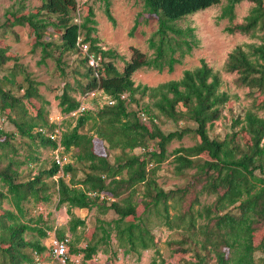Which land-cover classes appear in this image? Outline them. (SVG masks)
<instances>
[{
  "label": "trees",
  "instance_id": "16d2710c",
  "mask_svg": "<svg viewBox=\"0 0 264 264\" xmlns=\"http://www.w3.org/2000/svg\"><path fill=\"white\" fill-rule=\"evenodd\" d=\"M242 1L228 0L221 18L233 20L236 5ZM250 1L253 5L245 22L227 30L262 32L261 42L250 44L247 49L234 48L225 69L237 73L239 86L250 89L256 111L237 118L235 126L239 129L222 139L212 137L210 127L221 118L231 95L222 90L220 73L205 59H201L200 66L184 70L180 79L157 86L136 85L133 79V74L142 68L173 72L198 42L196 28L183 27L180 22L221 0H144L140 16L153 15L158 21L148 39L153 52L148 54L132 47L130 59L100 44L95 11L89 0L80 21L76 20V0H42L33 8L22 3L6 10L4 20L0 18L2 36L12 33L18 39L15 28L26 27L35 40L33 49L41 50V64L53 59L60 65L67 55H78L74 84L67 82L59 95L63 113L68 115L83 104L73 93L86 95L103 90L114 103H103L96 109L86 107L73 117L74 127L64 130L63 123L50 120L46 109L50 102L40 93L33 75L17 63L18 57L10 54L8 44L0 45V65L4 67L12 59L18 64L8 67V88L0 81V109L16 127L11 132L0 129V264H27L36 252L42 256L48 247L40 239L27 240L25 233L35 231L40 238H46L51 227L41 226L45 223L42 214L35 225L25 220V203L50 202L53 195L57 196V209L64 205L89 210L97 207L102 214L112 210L117 215L111 220L97 217L84 247L70 242L69 260L72 255L82 254L83 264H87L99 251L114 247V242L125 254L139 257L143 251L156 247L153 227L160 225L178 233L179 238L171 243L179 244L181 249L174 252L193 253L195 260H188L187 264H258L255 252L264 250V117L257 111L264 109V0ZM105 2L106 14L115 22L110 1ZM139 24L136 20L132 32ZM118 61L124 62L123 70L117 66ZM18 73L23 75L21 82L16 79ZM146 95L152 102L141 107V98ZM26 102L35 108L34 115L27 116ZM158 116L175 123L193 122L195 127L178 126L165 131L155 122ZM60 128V139H53L50 133ZM18 134L29 139L20 142L30 149L29 161L39 160L33 146L57 150L61 144L65 150L74 148L83 177L77 176V165L61 166L56 159L35 175L24 174L20 160L9 157L12 150L17 152L19 148L15 143ZM187 134H192L197 142L175 149L174 161L179 174L195 169L193 179L184 187L165 190L156 178L158 166L168 157L171 142ZM98 141L106 150L117 151L114 159L98 152ZM137 148L142 152L133 153ZM60 172L63 176L54 179ZM69 174L67 181L65 176ZM188 194L192 198L186 203ZM202 194L214 195L215 199L203 203ZM5 201L16 210L4 209ZM86 225L84 218L76 217L70 229ZM257 235L261 236L259 246L254 245ZM57 236L67 235L59 232ZM150 264L165 263L155 259Z\"/></svg>",
  "mask_w": 264,
  "mask_h": 264
},
{
  "label": "rangeland",
  "instance_id": "374dc122",
  "mask_svg": "<svg viewBox=\"0 0 264 264\" xmlns=\"http://www.w3.org/2000/svg\"><path fill=\"white\" fill-rule=\"evenodd\" d=\"M109 1L110 10L115 17V22L111 21L106 14L105 0H89L94 7L98 28L96 35L100 39V44L104 48L116 49L120 54L124 55L126 59L132 57V47H138L144 52L152 54L153 50L149 48L148 39L157 29L158 21L153 15L140 16V13L144 10V0ZM22 3L29 8H33L41 5L42 0H0V18L4 20V14L7 9L17 8ZM227 3L228 0H221L219 4L189 15L180 22L183 27L191 25L196 28L195 34L198 42L191 53L188 54L181 63L176 64L173 72L167 70L159 72L155 69L142 68L133 74L136 85L146 84L149 86H157L163 82L180 79L184 70L194 69L200 66L201 59H205L215 71L220 73L223 81L222 90L227 91L231 95V101L226 105L221 118L215 121L210 127V135L221 139L225 134L232 132L234 129H239V126H235L237 118H244L246 113L250 110L256 111L253 105L254 99L249 94L250 89L248 87L239 86L238 83H236L237 73L226 71L225 64L228 55L237 46H243L247 49V46L250 44H259L261 42L259 35H262V32H257V34L242 33L239 31L229 32L227 30L228 27H233L245 22V18L249 15L253 3L250 0H244L237 4L235 9L236 16L233 20L227 17L221 18ZM84 11V8H81L76 12L79 21ZM136 20H138L140 24L136 30L132 32ZM50 30H53V28ZM15 31L18 34V39L12 33L2 36L0 29V45L8 44L10 46V54H14L18 57L17 63L22 65L26 71L30 72L38 82L40 93L50 102L46 106L50 120L57 124L63 123L62 127L64 130L72 129L76 124V119L62 112L59 104V95L63 92L67 82L74 84L76 77L74 71L78 68V55H67L60 65L53 59H47L46 63L41 64V50L40 48L36 50L33 49L35 40L29 30L26 27L17 26ZM48 38L49 37H47V39ZM15 62L16 60L12 59L4 65V67L0 65V81L5 83L3 86L4 88L9 87L5 79L6 76H9L8 67L12 68L15 65L17 66L18 64H15ZM117 66L120 70H123L124 62L118 61ZM60 67L64 69V72L61 71ZM18 69L19 67H17V70ZM16 79L18 82H21L23 80L22 73H18ZM20 93H23V90L20 91ZM100 93L101 90H94L86 95L80 93L73 94L81 100L87 109H96L105 102V97H101ZM150 102H152V99L146 95L144 98H141L140 106L144 107ZM26 106L29 112L27 116L36 113L35 108L28 102H26ZM257 111L258 115L264 117V109ZM12 115L16 116L14 113H12ZM146 121H149V119ZM155 122L165 131L175 130L178 126L195 127L193 122L181 121L175 123L166 119L164 116H158ZM0 129L9 132L16 131L13 122L8 118L7 114L1 111V109ZM23 141H29V139L18 134L15 143L19 148H17V152L12 150L9 153V157H15L20 160V171H23L26 175H35L39 173L42 168L50 167L53 164L54 159H56L57 150L36 149V147L33 146L32 150L35 151V155L39 157V160L29 161L27 160V155L30 149L20 144V142L22 143ZM196 142L197 139L192 134H187L181 140L172 141L168 146L169 155L166 160L159 164L156 176L158 184L165 190L184 187L193 179L192 174L195 169H186L183 174L177 173L176 162L174 161V150L181 146L194 145ZM97 147L99 153H108L110 158L114 159V155L117 151L106 150L100 141L97 142ZM142 150L141 148H137L133 153L139 154ZM64 152V154L67 155V163H74L77 165L79 168L77 176L83 177L84 173L82 167L78 165L75 157L76 150L74 148L70 150L64 149ZM61 176H63V172L57 174L54 179H58ZM70 178L71 174L65 176L67 181H70ZM191 198L192 195L188 194L186 203H188ZM201 199L203 203H211L214 201L215 196L202 194ZM56 203V195H53V199L50 202H40L38 204L34 202L25 203L28 210L25 220L35 225L38 215L42 214L45 223L41 224V226L51 227L48 232V237L46 238H40L39 234L35 231H27L25 233V238L27 240L36 241L40 239L42 244L49 247L51 239L57 236L59 232H64L65 235L70 236L71 242L76 243L79 247H84L87 243V236L91 234L97 223V217H101L105 220H111L117 217L112 210L102 214L97 207L89 210L73 208L68 205H64L57 209ZM3 208L13 211L16 210L15 206L8 201L3 203ZM76 217L84 218L87 225L85 227L79 226L73 231L70 229V225L71 221ZM153 231L157 236V245L154 248L143 251L141 256L138 257L125 254L124 250L117 247L114 242V247L108 248L107 252L104 250L99 251L91 260L87 261V264H150L155 259L158 261L163 260L165 264H187L188 260H195L192 252H174L175 249H181L179 244L171 243V241H176L179 238L175 230H171L167 226L154 225ZM260 244L261 236L257 235L254 239V245L259 246ZM79 255L82 256V254ZM79 255H72L71 260L63 262L51 257L47 248L43 252L42 258L45 264H83V256L80 260ZM255 257L258 264H264V250H257L255 252Z\"/></svg>",
  "mask_w": 264,
  "mask_h": 264
},
{
  "label": "built area",
  "instance_id": "2783aa9c",
  "mask_svg": "<svg viewBox=\"0 0 264 264\" xmlns=\"http://www.w3.org/2000/svg\"><path fill=\"white\" fill-rule=\"evenodd\" d=\"M87 1L88 0H76L77 11H78V9L84 8V4ZM76 20L79 21V17H77ZM85 49H86V46H85ZM91 63L95 64L94 60H92ZM100 96L101 97H105V102L104 103H114V101H110L109 100L110 99L109 96L106 95L103 90H101ZM124 97L125 96L123 95V98ZM85 109H86V107L82 104L78 110H75V111L71 112L67 116H72V117L78 116ZM141 115H142L144 120L147 119V117H146V115L144 113H141ZM58 125H60V124H58ZM50 136L53 139H60L61 128L60 129H56V131L50 133ZM64 153H65L64 152V147L60 144V146L57 148L56 161L61 166H63L65 163L68 162V160L66 158L67 155L64 154ZM70 242H71V238H70L69 235H67V236H65L63 238H60L58 236H54L51 239V243H50V245L48 247V251H49V254L51 255V257L59 259V260H61L63 262H66V261L68 262L69 259H70L69 258ZM79 257H80V260H81L82 256L79 255ZM27 264H45V263H44V260H43L42 256L39 255L36 252L35 255H34V259L28 261Z\"/></svg>",
  "mask_w": 264,
  "mask_h": 264
}]
</instances>
